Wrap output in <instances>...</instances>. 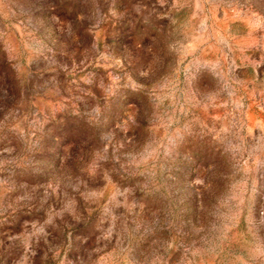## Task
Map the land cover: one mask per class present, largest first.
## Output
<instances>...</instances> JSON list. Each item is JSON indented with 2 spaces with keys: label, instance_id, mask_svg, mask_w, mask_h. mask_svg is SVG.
Returning a JSON list of instances; mask_svg holds the SVG:
<instances>
[{
  "label": "rangeland",
  "instance_id": "obj_1",
  "mask_svg": "<svg viewBox=\"0 0 264 264\" xmlns=\"http://www.w3.org/2000/svg\"><path fill=\"white\" fill-rule=\"evenodd\" d=\"M0 264H264V0H0Z\"/></svg>",
  "mask_w": 264,
  "mask_h": 264
}]
</instances>
